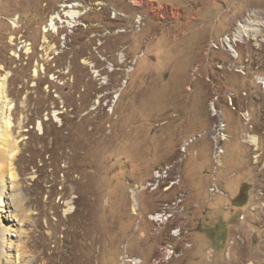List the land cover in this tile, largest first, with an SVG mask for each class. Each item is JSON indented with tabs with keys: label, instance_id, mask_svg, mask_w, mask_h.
Returning a JSON list of instances; mask_svg holds the SVG:
<instances>
[{
	"label": "rangeland",
	"instance_id": "1",
	"mask_svg": "<svg viewBox=\"0 0 264 264\" xmlns=\"http://www.w3.org/2000/svg\"><path fill=\"white\" fill-rule=\"evenodd\" d=\"M7 73L0 264H149L176 226L169 264H264V0H0ZM167 167L178 186L132 193Z\"/></svg>",
	"mask_w": 264,
	"mask_h": 264
},
{
	"label": "bare ground",
	"instance_id": "2",
	"mask_svg": "<svg viewBox=\"0 0 264 264\" xmlns=\"http://www.w3.org/2000/svg\"><path fill=\"white\" fill-rule=\"evenodd\" d=\"M63 7H69V9L66 10V12H65V9H63L64 13H65V15H67V17L70 16V18L73 19V18H76L79 15V12L77 10L73 9L74 8L73 4L72 5L63 4ZM114 12H115V14H117V10H115ZM56 19H58V20L61 19L59 14L50 16L49 24H48L49 27L46 28L47 27L46 26L45 27V31H48L49 28H52V29H56L57 28L56 27L57 26ZM73 22H76V19H74ZM13 24L15 26L18 24L16 19L13 20ZM73 25H75V23ZM243 26L244 25H240V28H242ZM13 38H14V36L11 39L13 40ZM227 41H228V39H227ZM227 45L229 46L230 49H232L231 43L229 41L227 42ZM8 77H9V73L5 74L0 79V97H1V100H2V106L0 107V133H1L0 153L3 154V160L6 163L5 167L9 171L8 175L4 176L3 179L0 181L1 182V187H2V190H0V201H2V200L6 201L5 200L4 191L8 190L7 187H6L7 186V182H9V180L10 181H14L15 180V172H16V170H15V167H14V159H15L16 153L18 151V150L16 151V149L15 150L13 149V145L14 144L12 145V142L9 139L11 137L10 129H11V126H12L11 116L9 115L10 114L9 113V109L10 108L12 109V107L14 105H10V106L8 105V103H9L8 100L9 99H8L7 94L5 92V88H6L7 82H8ZM214 107L215 106H213V108ZM223 138H224V136H223ZM247 138H248L249 141L253 142L254 144L255 143L257 144L258 140H259L258 136H256L255 134H252V133H247ZM14 146H16V145H14ZM162 172L165 173V176H166L167 172H168V167L167 168H162L161 170L155 172V176L156 177H161L162 176ZM181 196H182V194H181ZM6 204L11 205V203H9V201H6ZM149 217L153 221H155V222H157L159 224H162V219L161 218H156L155 212L151 213ZM0 224H1V227L4 229L3 237H4V243L6 245L8 243V241H9L7 233H9V231H10V226L8 227L6 224H3L1 220H0ZM172 242L173 241L166 242V247H173L174 243H172ZM154 264H168V261H162V257H155L154 258Z\"/></svg>",
	"mask_w": 264,
	"mask_h": 264
},
{
	"label": "built area",
	"instance_id": "3",
	"mask_svg": "<svg viewBox=\"0 0 264 264\" xmlns=\"http://www.w3.org/2000/svg\"><path fill=\"white\" fill-rule=\"evenodd\" d=\"M216 112V111H215ZM217 113V112H216ZM224 130V125L222 127ZM195 138H190L187 140V146L194 140ZM225 139V138H224ZM221 141V140H220ZM187 148V147H186ZM217 158H221V154L224 152L222 146H217ZM223 150V152H222ZM174 169V168H173ZM182 176L180 173L176 175V181H169L168 177H165V173L162 172L161 177H155V180H142L138 182V186H134L132 189V193L140 192L141 191V184H149L152 186V191H157L159 189H162L163 192H169L174 187L178 186L181 183ZM211 190H215V187L211 188ZM186 197V193L182 192V199H175L173 196L172 200L166 201L163 203L162 207H159L158 209L152 211L155 212L156 218L162 219V227H156V228H164L167 226V224L176 218V216H180L184 212V206H183V199ZM139 202L135 203L134 205V212L135 214H142L141 209L139 208ZM148 215V214H147ZM181 230L182 226H176L173 229H171V237L174 238V246L173 247H166V242L161 244L159 247L157 253L152 256L149 264H154V258L155 257H162V261H172L175 257L179 256L180 251H184L188 248H184V246L179 247L178 243H181ZM144 260L136 255H132L130 252L125 250L120 257V264H143Z\"/></svg>",
	"mask_w": 264,
	"mask_h": 264
},
{
	"label": "flooded vegetation",
	"instance_id": "4",
	"mask_svg": "<svg viewBox=\"0 0 264 264\" xmlns=\"http://www.w3.org/2000/svg\"><path fill=\"white\" fill-rule=\"evenodd\" d=\"M65 14V13H64Z\"/></svg>",
	"mask_w": 264,
	"mask_h": 264
}]
</instances>
